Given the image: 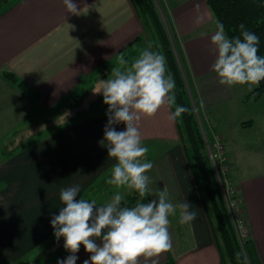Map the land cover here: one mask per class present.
<instances>
[{
	"label": "crops",
	"instance_id": "1",
	"mask_svg": "<svg viewBox=\"0 0 264 264\" xmlns=\"http://www.w3.org/2000/svg\"><path fill=\"white\" fill-rule=\"evenodd\" d=\"M73 2L78 15L68 13L63 0H9L0 7V264H57L70 254L63 237L56 240L50 223L63 206L61 189L79 185L80 195L98 205L117 192L114 186L98 183L116 162L100 143L108 107L98 115L69 122L72 111L66 105L81 93L82 105L102 96L93 90L120 67L121 55L125 59L128 55L131 63L145 49L158 52L130 0ZM162 2L200 110L206 114L236 97L247 98L252 89L220 85L212 70L216 21L206 0ZM3 71L13 72L28 89L20 90ZM170 112L166 105L139 125L142 143L149 148L147 160L153 164L147 173L149 197L154 199L166 187L170 201L189 203L196 218L181 225L178 212L170 217L172 247L155 259L158 264H222L176 123L168 119ZM124 128L123 123L116 125L117 131ZM243 191L252 198L248 212H242L251 252L264 264V181ZM76 255V264L90 257L83 245ZM140 264H145L142 258Z\"/></svg>",
	"mask_w": 264,
	"mask_h": 264
},
{
	"label": "clouds",
	"instance_id": "2",
	"mask_svg": "<svg viewBox=\"0 0 264 264\" xmlns=\"http://www.w3.org/2000/svg\"><path fill=\"white\" fill-rule=\"evenodd\" d=\"M63 2L68 13L79 14L73 0ZM215 27L211 44L217 54L212 70L218 83L228 87L247 85L250 90L258 87L264 81L259 37L243 23L238 26L239 35L232 37L226 34L222 22L217 21ZM118 63L120 67L112 69L111 78L100 80L93 90L102 94L108 106V121L100 143L116 161L106 183L117 192L110 201L98 205L95 199L80 195L79 185L61 189L63 206L50 223L56 240L63 237V247L70 254L57 264H76L81 245L90 254L83 264H140L141 258L145 264H158L155 258L172 247L170 217L178 212L181 225L196 218L189 203L170 201L166 187L157 191L154 199L142 202L150 193L147 173L153 164L147 160L149 148L142 143L141 120L155 116L166 105L175 106L168 116L171 121L189 111L176 104V84L167 74L165 57L145 49L130 64L123 55ZM121 123L125 128L117 131L116 125ZM120 190L135 192L140 199L134 206H122L125 197Z\"/></svg>",
	"mask_w": 264,
	"mask_h": 264
},
{
	"label": "trees",
	"instance_id": "3",
	"mask_svg": "<svg viewBox=\"0 0 264 264\" xmlns=\"http://www.w3.org/2000/svg\"><path fill=\"white\" fill-rule=\"evenodd\" d=\"M8 1L0 0V7ZM130 2L138 18L151 34L158 53L165 57L167 74L173 77L176 84L174 89L176 104L189 109L188 112H185L175 121L177 133L199 194L202 209L208 220L214 244L220 254L221 263L259 264L258 259L254 258L251 252L252 241L248 236L243 240L239 239L233 226L218 177H216L215 169H213L208 156L209 151L207 152L208 148L205 141L207 140L211 144L212 135L217 130L214 129L213 132L215 131V133H211L207 127L205 129L203 123L199 124L198 122L201 110L197 96L190 79L184 54L179 46L164 4L162 0H130ZM206 4L215 21L224 24L226 34L229 37L239 35L238 26L241 23L245 24L247 30L254 32L260 41L258 54L264 56V0H206ZM128 59L127 55L126 60ZM2 75L20 90L28 89L27 83L19 79L13 72L3 71ZM246 97L261 98L264 105V81H261L258 87H253ZM83 98L84 93H81L66 105L67 109L72 111V115L67 118L69 122L98 115L108 107L103 103V96H99L85 105H82ZM174 110L175 106H172L171 111ZM241 124L244 125L245 122ZM202 129L205 134L209 132L206 138H204ZM3 148L5 146H2L1 149L3 150ZM109 176L110 173L105 174L99 179L98 183H106ZM104 186L106 187L108 184L106 183ZM95 187L97 188V184ZM99 189L96 191H99ZM124 197L122 206L129 207L134 206L140 199L135 192H130ZM234 199L238 202L235 196ZM148 200H150L149 195L142 202ZM241 218L244 221L242 211ZM165 264H171V261Z\"/></svg>",
	"mask_w": 264,
	"mask_h": 264
},
{
	"label": "rangeland",
	"instance_id": "4",
	"mask_svg": "<svg viewBox=\"0 0 264 264\" xmlns=\"http://www.w3.org/2000/svg\"><path fill=\"white\" fill-rule=\"evenodd\" d=\"M206 28L209 29L208 26ZM150 44H153L152 40ZM237 87L246 88L248 86L237 85ZM239 98L236 97L231 102L221 104L222 106L210 108L206 114L201 111L200 116L197 117L199 124L203 123L205 129L207 127L211 133H215L213 127H217L218 132L215 134L220 136L223 156L227 158L225 162L228 163L227 166L229 167L226 175L227 182L230 181L234 187L235 198H237L239 208L244 214V212H248L247 205H250L252 198H246L250 194L243 190L250 191L254 182L264 181V105L261 98H245V96L242 100ZM249 119L253 120L251 124H241V122ZM206 134L203 131L204 138L209 135V132ZM205 141L208 148V141ZM150 149L157 148L151 146ZM209 159L213 166L210 156Z\"/></svg>",
	"mask_w": 264,
	"mask_h": 264
},
{
	"label": "built area",
	"instance_id": "5",
	"mask_svg": "<svg viewBox=\"0 0 264 264\" xmlns=\"http://www.w3.org/2000/svg\"><path fill=\"white\" fill-rule=\"evenodd\" d=\"M208 149L235 231L239 239H244L246 237V225L241 218V210L239 209L238 202L234 199V187L227 182L226 174L228 172V166L225 162L226 158L223 156L220 136L217 134L212 135V143H208Z\"/></svg>",
	"mask_w": 264,
	"mask_h": 264
}]
</instances>
